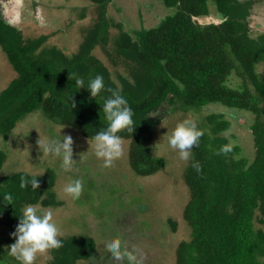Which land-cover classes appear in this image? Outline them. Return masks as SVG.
<instances>
[{
	"label": "trees",
	"instance_id": "trees-1",
	"mask_svg": "<svg viewBox=\"0 0 264 264\" xmlns=\"http://www.w3.org/2000/svg\"><path fill=\"white\" fill-rule=\"evenodd\" d=\"M88 1L102 9L99 22L70 57L44 47L45 36L25 41L0 10V50L16 73L0 92V136L8 138L20 121L40 110L48 120L92 140L106 126L102 97L110 93L102 91L90 98L86 90L74 86V74L85 80L102 75L106 88L122 89L129 97L134 128L120 132L129 141V166L140 177L152 176L165 166L148 145L161 114H200L212 104L249 113L251 160L239 156V146L227 153L219 151L228 145L224 133L232 128L224 113H201L195 121L202 135L183 172L189 191L183 219L190 239L178 244L175 258L176 264H264V76L256 71L264 64V35L250 34L253 1L159 0L174 12L156 27L131 36L118 25L112 64L121 63L126 72L117 73L116 81L92 55L96 45L106 44L109 25L104 12L112 0ZM210 6L221 22L200 24L199 19L211 17ZM232 76L240 80L234 87L229 86ZM153 112L160 114L149 116ZM193 158L199 171L192 167ZM5 161L0 150V171ZM32 176L20 171L0 177V222L11 233L25 205L62 206L54 193L56 173L48 168L38 177V189L21 188V177ZM9 195L11 202L5 199ZM58 239L62 247L50 251L49 264H77L96 252V242L87 235ZM8 240L14 242L12 237ZM8 252L0 246V260L18 264Z\"/></svg>",
	"mask_w": 264,
	"mask_h": 264
},
{
	"label": "rangeland",
	"instance_id": "rangeland-1",
	"mask_svg": "<svg viewBox=\"0 0 264 264\" xmlns=\"http://www.w3.org/2000/svg\"><path fill=\"white\" fill-rule=\"evenodd\" d=\"M252 1L248 22L251 37L256 38L264 35V0ZM0 10L3 18L20 31L25 41L45 36L44 47H54L67 57L78 53L102 12L88 0H0ZM209 10L211 17L198 22L220 23L214 7L210 6ZM173 12L159 0H112L104 12L109 25L106 44L100 42L96 45L92 55L109 69L116 81L117 73L126 72L121 63L117 66L112 64L118 25L135 36L136 31L156 27ZM256 71L259 76H264V64H259ZM15 77L16 73L0 50V92ZM239 82L232 76L229 86L234 87ZM210 112L226 115L232 123V128L224 133L228 145L239 146V156L251 160L254 154L249 129L252 115L227 110L216 104L201 111L202 114ZM200 114H161L148 145L153 156L164 159L165 166L152 176L140 177L129 166V141L124 140L121 153L113 157L111 164L104 165L95 157L92 140L48 120L37 110L20 121L8 138L0 136V150L6 154L0 177L20 171L41 176L48 168L56 173L54 193L62 206H39L43 211H52L53 221L59 229L58 238L87 235L96 242L92 258L77 264H121L112 258L103 244L105 238L117 234L128 250L134 252L136 264H176V248L181 241L190 239L191 232L183 219V210L189 200L183 172L189 159L179 157L178 151L168 144V136L178 122L185 119L198 121ZM59 134L72 136L73 159L79 162L77 170L65 172L59 157L39 150L38 140L59 137ZM76 178L82 181V191L78 198L73 199L64 193L63 188L69 179ZM10 237L11 232L0 222V246L7 251ZM50 259L49 253L38 254L34 264H49Z\"/></svg>",
	"mask_w": 264,
	"mask_h": 264
},
{
	"label": "clouds",
	"instance_id": "clouds-1",
	"mask_svg": "<svg viewBox=\"0 0 264 264\" xmlns=\"http://www.w3.org/2000/svg\"><path fill=\"white\" fill-rule=\"evenodd\" d=\"M73 79L74 86L86 90L90 98L97 97L102 91L110 93L102 97V112L107 122L106 126L92 137L95 157L102 160L104 165H109L113 157L120 154L123 149L124 137L120 130L134 128V108L122 89L106 88L102 75L97 74L85 80L74 74ZM70 106L76 107L72 97H70ZM157 115H159L158 112H153L149 116ZM201 135L202 132L196 122L185 119L178 122L171 130L168 144L178 151L181 159L188 160ZM37 143L43 154L60 158L61 167L65 172L77 170L79 162L73 159L74 141L71 135L59 134V137H47L44 140H38ZM219 151L227 153L231 151V148L229 145H223ZM193 161H195L194 158ZM192 167L199 171V162L195 161ZM39 176L21 177L20 187L25 188L31 185L33 189H38ZM63 191L73 199L78 198L82 191L81 179H69ZM5 199L11 202L12 197L9 195ZM58 235L59 229L53 221L52 211H43L39 205L27 204L21 209L18 223L11 233L14 242L8 246V254L14 257L18 264H34L38 254H48L51 250L62 247L63 242L58 239ZM103 244L111 252L112 258L120 261L121 264H136L134 252L128 250L119 234L105 238ZM0 264H4V261L0 260Z\"/></svg>",
	"mask_w": 264,
	"mask_h": 264
},
{
	"label": "built area",
	"instance_id": "built-area-1",
	"mask_svg": "<svg viewBox=\"0 0 264 264\" xmlns=\"http://www.w3.org/2000/svg\"><path fill=\"white\" fill-rule=\"evenodd\" d=\"M200 21V20H199Z\"/></svg>",
	"mask_w": 264,
	"mask_h": 264
}]
</instances>
